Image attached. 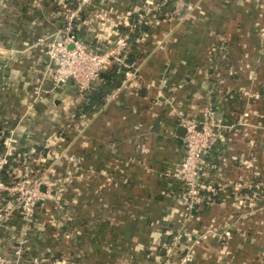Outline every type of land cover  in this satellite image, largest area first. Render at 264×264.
I'll use <instances>...</instances> for the list:
<instances>
[{
	"label": "crops",
	"instance_id": "1",
	"mask_svg": "<svg viewBox=\"0 0 264 264\" xmlns=\"http://www.w3.org/2000/svg\"><path fill=\"white\" fill-rule=\"evenodd\" d=\"M169 1L83 8L74 32L93 49L111 47L139 13L149 31L133 75L100 109L78 115L86 96L72 82L53 85L38 44L62 28L64 1L0 0V144L11 135L18 152L6 180L51 183L28 222L14 212L0 225V264H161L187 255L191 264H264V0H184L188 9ZM209 111L223 126L204 154L220 197L191 205L175 177L181 119L201 122ZM254 192L259 199L242 205Z\"/></svg>",
	"mask_w": 264,
	"mask_h": 264
},
{
	"label": "built area",
	"instance_id": "2",
	"mask_svg": "<svg viewBox=\"0 0 264 264\" xmlns=\"http://www.w3.org/2000/svg\"><path fill=\"white\" fill-rule=\"evenodd\" d=\"M74 2L73 8L64 6L62 28L54 35L38 40L51 65L53 85L59 87L72 82L81 94H86L99 80L101 73L112 64L118 65L126 77H131L136 64L134 61L127 62L124 58L129 49V35L118 32L112 46L107 49L96 50L89 47L78 39L74 31L83 8L90 3V0H74ZM177 6L179 9L189 8L184 0H178ZM144 18L143 13L138 14L139 24L144 21ZM226 53L225 49H220L215 60L218 62L224 60ZM35 94L39 95V89H36ZM181 120V125L185 129V154L177 167L175 177L183 188L188 202L191 205L200 204L205 199H210V196L206 194L217 195V189L206 181L204 154L219 137L223 126L215 113L211 111L207 112L206 119L201 122L191 118ZM1 144L3 149L0 150V225L9 223L14 212L18 213L23 222H28L43 199L51 196V183L45 180L36 181L27 174L4 181L1 174L5 170L8 171L11 160L17 156L18 152L11 135L3 138ZM43 186L46 187L45 191ZM258 199L259 194L254 192L243 197L241 203L252 206V203ZM224 235L230 237L228 231ZM200 240H206V238L201 237ZM23 246L24 242H21L16 252L18 257L22 253ZM178 247L180 243L174 242L170 248L169 257L173 256L172 251ZM192 260V257L187 255L176 262L168 258L161 264H191ZM4 262L0 255V263Z\"/></svg>",
	"mask_w": 264,
	"mask_h": 264
},
{
	"label": "trees",
	"instance_id": "3",
	"mask_svg": "<svg viewBox=\"0 0 264 264\" xmlns=\"http://www.w3.org/2000/svg\"><path fill=\"white\" fill-rule=\"evenodd\" d=\"M63 1V5L65 7H75L74 0ZM173 3L174 1L171 0L165 4V6L170 7ZM136 29H139V31ZM148 31L149 25H146L145 23L139 24L137 14L131 17L129 25L119 26L120 33L129 35V49L124 56L127 62H133L142 56L139 49V41L141 40L142 34ZM124 80V72L119 68L118 65L112 64L107 67V69L101 73L99 80L93 85L92 89L84 94L86 96V101L84 105L80 107L78 115L81 113L92 114L96 110L100 109L104 105L106 98L110 96L115 90L119 89L122 86ZM230 102L232 101L230 100ZM2 149L3 146L0 144V150ZM1 177L4 181H7L5 171L2 172ZM206 195L210 196L211 199L220 197L218 192L216 196H213L209 193Z\"/></svg>",
	"mask_w": 264,
	"mask_h": 264
},
{
	"label": "water",
	"instance_id": "4",
	"mask_svg": "<svg viewBox=\"0 0 264 264\" xmlns=\"http://www.w3.org/2000/svg\"><path fill=\"white\" fill-rule=\"evenodd\" d=\"M185 130V129H184Z\"/></svg>",
	"mask_w": 264,
	"mask_h": 264
}]
</instances>
